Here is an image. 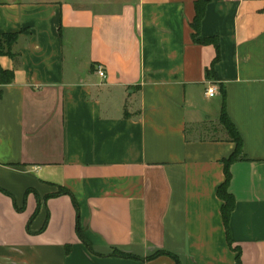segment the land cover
<instances>
[{
    "label": "crops",
    "instance_id": "crops-1",
    "mask_svg": "<svg viewBox=\"0 0 264 264\" xmlns=\"http://www.w3.org/2000/svg\"><path fill=\"white\" fill-rule=\"evenodd\" d=\"M195 1L0 0V264H264V0Z\"/></svg>",
    "mask_w": 264,
    "mask_h": 264
},
{
    "label": "trees",
    "instance_id": "trees-1",
    "mask_svg": "<svg viewBox=\"0 0 264 264\" xmlns=\"http://www.w3.org/2000/svg\"><path fill=\"white\" fill-rule=\"evenodd\" d=\"M209 0H196L194 3V18L193 21L191 23V29L193 30V34H192V38L194 40L195 43L197 44H212L215 48L216 51V58L215 61L218 60L219 58V47H218V42L216 38H207L204 39L203 41H199L197 40V35L199 33V26L201 23V20L204 16L205 13V7L207 5ZM17 39V34L16 33H1L0 32V57L1 56H8L11 57L13 56L12 54V47L15 44ZM207 75L210 78V72L207 71ZM13 80V72L9 71V70H3L0 67V85H6V84H10ZM219 123L222 125V127L224 128L228 138L230 139V141L235 145V150L233 151V153L226 159L223 161V166H224V182L217 188V192L216 195L218 197V199L221 202V217L223 220V224L225 226L226 232H227V240H228V245L231 248L232 243L231 240L229 238V233H228V222H229V217L231 215V212L233 210L234 207V199L233 196L228 192V184L230 181V172H229V166L235 162L238 158V156L241 153L242 150V141L241 138L239 136V134L237 133V131L235 130V128L233 127V124L230 122L229 118L227 117L224 108H222L220 117H219ZM59 194H69L68 191L66 190H60ZM77 234L79 236V238L81 239V241L87 246L88 243L85 242L82 234H81V230L77 224ZM236 252V258H235V264H240V252L239 250H235ZM113 256L116 257H123V258H127L128 256H126L125 254L119 253V252H115L113 254ZM175 260V264H178V261L176 260V258H174Z\"/></svg>",
    "mask_w": 264,
    "mask_h": 264
},
{
    "label": "built area",
    "instance_id": "built-area-1",
    "mask_svg": "<svg viewBox=\"0 0 264 264\" xmlns=\"http://www.w3.org/2000/svg\"><path fill=\"white\" fill-rule=\"evenodd\" d=\"M96 74L97 76L101 79V80H104L105 79V73H104V70L101 66H97L96 68ZM216 94V91H215V88L210 85L209 87H207L206 89V95L210 98L214 97Z\"/></svg>",
    "mask_w": 264,
    "mask_h": 264
},
{
    "label": "rangeland",
    "instance_id": "rangeland-1",
    "mask_svg": "<svg viewBox=\"0 0 264 264\" xmlns=\"http://www.w3.org/2000/svg\"><path fill=\"white\" fill-rule=\"evenodd\" d=\"M13 57V56H12ZM218 136H220V135H218Z\"/></svg>",
    "mask_w": 264,
    "mask_h": 264
}]
</instances>
